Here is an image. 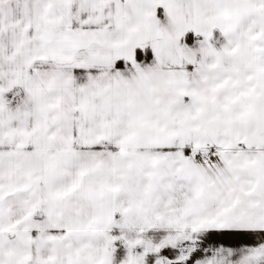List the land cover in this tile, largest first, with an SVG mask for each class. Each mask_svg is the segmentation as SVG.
<instances>
[{
    "label": "snow or ice",
    "instance_id": "6c2138e0",
    "mask_svg": "<svg viewBox=\"0 0 264 264\" xmlns=\"http://www.w3.org/2000/svg\"><path fill=\"white\" fill-rule=\"evenodd\" d=\"M0 264H264V0H0Z\"/></svg>",
    "mask_w": 264,
    "mask_h": 264
}]
</instances>
